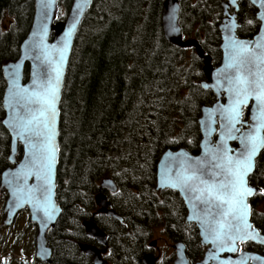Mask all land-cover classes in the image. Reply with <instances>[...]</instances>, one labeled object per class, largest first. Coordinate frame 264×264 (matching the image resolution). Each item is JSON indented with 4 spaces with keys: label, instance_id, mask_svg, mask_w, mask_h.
Wrapping results in <instances>:
<instances>
[{
    "label": "trees",
    "instance_id": "16d2710c",
    "mask_svg": "<svg viewBox=\"0 0 264 264\" xmlns=\"http://www.w3.org/2000/svg\"><path fill=\"white\" fill-rule=\"evenodd\" d=\"M223 1L180 0L179 4L181 32L188 34L186 27L193 31L211 65L220 61L217 27ZM71 2L58 0L57 22L62 21L61 9L66 12ZM163 2L95 0L79 27L59 107L56 202L61 215L46 235L52 252L49 264H75L73 257L90 264L77 248L79 243H90L80 223L92 219V195L98 192V179L105 176L117 186V193L108 199L122 223L103 216L93 221L108 235L112 264H126L132 255L140 264L157 226L173 243L187 245L190 263L199 256L194 247L196 230L185 224L177 194L154 190L155 165L167 149L198 154V113L215 98L197 85L201 62L193 57L188 74L184 50L165 41L160 18ZM238 3L237 37L254 38L259 28L255 9L246 0ZM33 6L34 0H0V120L5 87L1 64L18 58ZM243 113L247 119L248 113ZM170 116L178 122L176 129L169 125ZM9 143L0 124V175L9 167ZM21 154L19 147L18 159ZM255 169L250 183L264 189V148ZM251 223L264 234V220L253 215Z\"/></svg>",
    "mask_w": 264,
    "mask_h": 264
},
{
    "label": "water",
    "instance_id": "95a60500",
    "mask_svg": "<svg viewBox=\"0 0 264 264\" xmlns=\"http://www.w3.org/2000/svg\"><path fill=\"white\" fill-rule=\"evenodd\" d=\"M95 0H72L71 5L67 11V14L63 21L57 22V17L59 13L58 0H51L48 7H44L46 0H34L33 6V17L31 21L30 28L25 38L19 47V56L15 61H4L1 64V74L5 83L1 97V108L3 111V117L0 120L1 126L7 132L9 136V155L7 158L9 167H7L0 175V192H4L6 199L4 202L2 215L4 220L2 225L6 228L10 227L19 212L27 210L29 216V223L33 224L36 228V234L34 238V258L41 264H49L52 256V252L47 243L46 235L49 230L53 229L58 218L61 215L60 206L56 202V175L57 167L59 161V124H60V102L61 94L65 81V76L67 68L69 65L70 57L72 54L74 42L76 39L79 27L90 10L93 2ZM240 0H232L231 3L228 0H224L221 4L222 7V20L220 25L217 27L220 35L221 44L219 46V52L221 53V60L218 66L214 67L211 62V57L203 53L200 44L196 39L184 40L182 32L179 27V12H180V0H164L161 10V30L163 37L167 43L175 46L179 49H192L194 50L195 56L198 60L202 62L201 72L204 80L200 83V88L203 91H210L215 98V101L211 105H202L200 107V117L197 119V127L200 134V141L198 144V154L192 155L187 152L184 148H179L177 150L167 149L162 152L155 169V191H171L176 193L186 208V218L185 223L188 225H194L198 237L200 239V245L205 247L206 251L199 261L193 264H237L241 261L242 264H264V257L242 251L236 257L233 254L236 253L239 244L253 243L264 247V244L259 243L255 240L244 241L243 243L237 242L234 245V251H218L210 240H205L201 233V225L198 220V215L200 210H202L203 205L199 204L197 201L187 202L186 195L180 190V188H172L164 181L165 176V165L172 160L188 159L192 165H197L200 162L208 161L211 158L212 150L216 149L220 143V135L223 132L221 129V116L219 112L213 111L216 107H223L228 104L229 93L225 92L224 89L228 87V82L226 79V73L230 72L228 64L230 63L229 54L230 48L228 46V38L231 37L233 40L242 41L252 48L253 44L260 40L261 36H264V20L260 19V16L264 14V8L259 7L258 2L254 3L253 0H246L255 10V19L259 23V28L257 34L251 39H240L237 37L238 22L237 13L239 11ZM226 25L231 26L229 30ZM172 28L177 31L173 33ZM70 34L67 35L66 33ZM66 40V45H65ZM61 49H63V57L61 59ZM45 53L47 58H45ZM59 64L60 67V78L59 87L57 93V99L55 102V120H54V130L55 135L53 137L54 144L56 146L55 153V164L52 169L51 175V192H50V203L54 207V211L51 212L50 218H46L41 207H37L35 202H22L18 207L16 206L15 198L11 195L9 188L5 184V173H11L16 171V169L26 160L25 157V145L20 140L19 137H15L10 131L9 127L5 123L11 122V117L13 115L12 108L9 107L10 104L14 103L13 93L16 92L17 85L20 89L32 90L34 87L33 79L34 76H39L41 71L45 75H51L53 80L55 79L56 73L54 71L55 67ZM18 65V68L15 66ZM25 67H27V75L24 78ZM207 85V87H204ZM254 101L249 97L247 104L242 105L241 111V123L236 125V128L240 132L247 131V125L250 124L251 117L254 114ZM31 107L37 108L38 105H32ZM247 109V120H243V111ZM210 125L211 131L208 130ZM239 136V132L235 133ZM264 135V132H262ZM229 151V155H235L240 150L239 140L228 139L225 141ZM19 147L21 148V158L17 159V153ZM263 148H261L253 161L252 172L246 177L247 183L248 178L254 173L256 160L259 158ZM177 154H181L177 156ZM11 157V159H9ZM169 176H175V172L167 173ZM207 178V177H205ZM18 183L24 186L25 191L27 188L37 181L34 177H28L26 181H19ZM249 185V184H248ZM254 189V194L249 196L246 200L251 199L256 193L260 192L255 186H251ZM98 188L100 190H106L112 194L116 193L117 187L115 182L111 178L101 179ZM93 203L98 208L97 214H104L107 217H111L118 222H122V219L117 216L114 211L110 208V204L106 197L100 192L93 197ZM249 206V204H248ZM250 209V206H249ZM189 217H192L189 219ZM248 223L251 228L255 230L256 234L264 239V235L252 225L250 218V211L248 215ZM43 221V222H41ZM81 227L87 238L93 239L98 246H101L103 250L98 249L94 245L79 243L77 244L78 251L83 256H88L92 258V264H106L102 260L101 256L107 250L108 236L98 229L97 225L92 220H84L81 222ZM155 246V242H152L149 247L152 249ZM174 251V260L172 264H190L185 254V246L183 243L178 242L172 246ZM225 255V257H222ZM215 257V259H213ZM256 257V259H253ZM157 258L153 257L151 254H144L141 258L140 264H156Z\"/></svg>",
    "mask_w": 264,
    "mask_h": 264
},
{
    "label": "snow or ice",
    "instance_id": "6c2138e0",
    "mask_svg": "<svg viewBox=\"0 0 264 264\" xmlns=\"http://www.w3.org/2000/svg\"><path fill=\"white\" fill-rule=\"evenodd\" d=\"M228 2L231 3L232 0ZM253 2H258L259 7L264 8V0ZM50 3L51 0H46L44 7H48ZM260 19L264 20V14ZM226 27L231 29V26ZM171 31L175 33L177 30L172 28ZM68 34L70 30L66 37ZM228 46L230 72L225 74L228 87L224 91L229 93V102L223 107L213 109L221 116L220 127L223 132L219 146L212 150L208 161L197 165H192L188 159L169 161L165 165L163 178L172 188H180L186 195L187 202L197 201L203 205L197 217L201 233L218 251H234L237 242L249 240L264 244V239L248 223L250 210L246 203L247 198L254 194V189L248 185L246 177L252 172L257 152L264 148V36L252 48L229 37ZM60 51L62 59L63 49ZM15 67L18 68V65ZM54 71V80L43 71L38 77L34 76L32 90L16 86L18 90L13 93L14 103L9 105L13 110L11 122H5L13 135L24 143L26 157L16 171L5 173V184L15 198L17 207L22 202L34 201L37 207L42 208L46 218H50L54 211L50 203V192L57 151L53 137L55 102L60 78L59 64ZM249 97L255 102L252 122L247 125V131L240 132L236 128L241 123L240 108L247 104ZM32 105L38 107L33 108ZM208 130L211 131L210 125ZM237 132L239 136L235 134ZM228 139L239 140L240 150L235 155L228 154L230 149L225 142ZM171 172H175V176L167 175ZM28 177H34L37 184L25 191L24 186L18 182L26 181ZM260 194L264 195V189H260ZM237 264L242 262L238 261Z\"/></svg>",
    "mask_w": 264,
    "mask_h": 264
},
{
    "label": "rangeland",
    "instance_id": "374dc122",
    "mask_svg": "<svg viewBox=\"0 0 264 264\" xmlns=\"http://www.w3.org/2000/svg\"><path fill=\"white\" fill-rule=\"evenodd\" d=\"M67 11L65 12L63 9H61V13L59 15L62 17V21L64 20L67 14ZM255 13H256V10H255ZM186 26H187V23H186ZM187 28L188 27H186L185 29L188 31V34L182 33L183 39L184 40L196 39L193 31L189 32ZM220 44H221V41H220ZM193 52L194 50L192 49H184V53H182L183 62H184L183 66L187 67L188 74H189V67H191L190 65L192 64L193 57L197 58L195 56V53ZM220 60H221V53H220ZM198 66H199V72L201 73V78L197 81V85H200V83L204 80V78H202L203 75L201 72L202 62L198 64ZM213 66L216 67L218 65H213ZM182 94H183L182 96H185L186 92L184 91L182 92ZM199 117L200 115L198 113V118ZM168 122L171 128L176 129L178 122L174 117L170 116ZM104 178H111V177L105 176V177L98 179V181L96 182V189L99 186L101 179H104ZM162 192L163 191H160L157 193H162ZM95 194L96 193L94 192V194L92 195V201H93V197L95 196ZM1 195L2 196L0 199V264H41L38 261H36L34 258V238L36 234V228L33 224L29 223V216H28L27 210H23L19 212L16 218L14 219L13 224L10 227L8 228L4 227L2 225V222L4 220V217L2 215V210H3L4 202L6 199V195L5 193H2ZM259 205L260 206L258 207L257 210L261 211V207L264 206V200L260 201ZM83 234H84V231H83ZM166 237L167 236L163 232V227L157 226V228L153 232L152 237L147 242L146 250L143 251L144 252L143 255L150 253L153 257L157 256L159 258V262H157V264H171V262L175 258L174 251L171 245L173 246L175 243H173V241L167 239ZM152 242H155V246L151 249L149 245ZM109 256L110 255L108 253V256H107L108 259L106 261L108 262V264H112ZM141 258H140V263H141ZM71 261H73L75 264H85V262L79 257H73L71 258ZM125 263L126 264H138L134 255L130 256V258L125 261Z\"/></svg>",
    "mask_w": 264,
    "mask_h": 264
},
{
    "label": "flooded vegetation",
    "instance_id": "af4514ba",
    "mask_svg": "<svg viewBox=\"0 0 264 264\" xmlns=\"http://www.w3.org/2000/svg\"><path fill=\"white\" fill-rule=\"evenodd\" d=\"M241 1V0H240ZM238 14V13H237ZM244 111H246V113H247V109L246 110H244ZM243 111V112H244ZM242 112V113H243ZM243 117H244V113H243ZM243 120H244V122H245V120L246 119H244L243 118ZM197 155V154H196ZM256 170V169H255ZM264 171V170H263ZM254 173H255V171H254ZM254 173H252V175L248 178V184L249 185H251V186H253L251 183H250V179H251V177L254 175ZM256 187V186H255ZM258 188V187H257ZM258 189H261V188H258ZM102 193L105 197H106V199H107V201L109 202V199H108V197L109 196H113V195H115V194H112V193H110V192H108V191H106V190H100L99 188H98V192L96 193V194H98V193ZM2 193H4V192H2ZM95 194V195H96ZM178 196V195H177ZM178 198H179V196H178ZM262 200H264V195H262V194H260V192L259 193H256L253 197H251V199H249L248 200V204H249V206H250V218L253 216V215H255L256 216V218H258L259 220H264V206H262L261 207V211H258L257 209H258V207L260 206L259 205V202L260 201H262ZM178 201H180L181 202V205H182V208H183V217H184V222H185V218H186V215H187V212H186V208H185V206H184V204H183V202L181 201V199L179 198V200ZM110 203V202H109ZM110 208L113 210V208H112V205L110 204ZM97 210H98V208L94 205V211L92 212V215H91V218L92 219H90V220H92L93 221V219H94V217H96V216H103V217H107V216H105L104 214H97ZM114 211V210H113ZM114 213H115V211H114ZM116 214V213H115ZM117 215V214H116ZM120 217V216H119ZM107 218H111V217H107ZM111 219H113V218H111ZM114 220V219H113ZM116 221V220H115ZM94 222V221H93ZM118 222V221H117ZM95 223V222H94ZM119 223H122V222H119ZM96 224V223H95ZM186 224V223H185ZM188 226H193L194 228H195V226L194 225H188ZM98 227V226H97ZM98 229H99V227H98ZM101 230V229H100ZM195 230H196V228H195ZM258 230V229H257ZM102 231V230H101ZM102 232H104V231H102ZM260 232V231H259ZM105 233V232H104ZM106 234V233H105ZM195 235H196V244L194 245V247H195V250H197V253H199L198 255V257H197V260L196 261H199L200 259H202V257H203V255H204V253H205V251H206V249H205V247H203V246H201L200 245V239H199V237H198V232H197V230H196V233H194ZM107 235V234H106ZM262 235H264V234H262ZM108 236V235H107ZM89 240H90V243H88V244H90V245H94L95 247H97L98 249H100V250H103L102 249V247L101 246H98L96 243H95V241L93 240V239H90V238H88ZM182 243V242H181ZM184 244V246H185V249L187 248V245L185 244V243H183ZM171 247H172V245H171ZM250 247H254L255 249L254 250H252ZM184 249V250H185ZM242 251H245V252H250V253H254V254H257V255H260V256H262V257H264V247H262V246H259V245H255V244H253V243H250V242H248V243H245V244H239L238 245V249H237V251H236V253L235 254H233V257H236L240 252H242ZM107 252H109V249H108V244H107V250H106V252L104 253V255H102L101 256V258H102V260H104L105 262H106V264H108V262L106 261L108 258H107V256H108V253ZM147 254H150V253H147ZM185 254H186V250H185ZM85 257H87L88 259H89V262H90V264H92V258L91 257H88V256H85ZM222 257H225V255H223ZM156 258H157V262H159V258L156 256ZM189 261V260H188ZM196 261H193V263H195ZM157 262H156V264H157ZM173 262V261H172ZM172 262H171V264H172ZM193 263H190V264H193Z\"/></svg>",
    "mask_w": 264,
    "mask_h": 264
}]
</instances>
